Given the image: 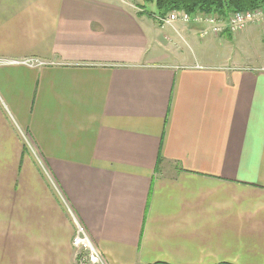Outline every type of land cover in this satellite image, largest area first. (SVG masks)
Segmentation results:
<instances>
[{
  "label": "crops",
  "instance_id": "0c3cea01",
  "mask_svg": "<svg viewBox=\"0 0 264 264\" xmlns=\"http://www.w3.org/2000/svg\"><path fill=\"white\" fill-rule=\"evenodd\" d=\"M142 1L0 0V264H264V23Z\"/></svg>",
  "mask_w": 264,
  "mask_h": 264
},
{
  "label": "built area",
  "instance_id": "2783aa9c",
  "mask_svg": "<svg viewBox=\"0 0 264 264\" xmlns=\"http://www.w3.org/2000/svg\"><path fill=\"white\" fill-rule=\"evenodd\" d=\"M202 13L198 14L199 16L192 15L190 17L186 12L184 11H174L170 12L165 17L156 16V20L160 24H171L173 22L182 20L184 22L189 21H195L199 23H203L205 25H211L213 24V32L214 34H220L223 30L228 31L230 34H237L238 32L243 31L247 25L250 23L253 24H261L264 23V9H257L253 11H247V12H239L233 14L232 19H228V17L219 16L217 19L215 17H212L213 14H204V18L201 16ZM203 15V14H202ZM196 16V17H195ZM201 16V18H200ZM225 23L226 27L224 29L220 28L219 26H216L214 24H220ZM208 31L203 33L206 35ZM0 65H26L40 68L47 66L48 63L41 61L39 59H27L22 61L17 60H4L0 59ZM25 141H27V138L24 137ZM29 149L33 152V147L30 142H26ZM51 180V183L56 187L54 180L49 177ZM60 196V190L57 189ZM70 211L74 225H75V234L72 241V246L75 249L77 256H78V264H109L107 259L105 258L104 254L100 251L98 246L96 245L95 241L92 237H90V233L86 229V227L83 225V223L76 217V215L73 213V211L68 208Z\"/></svg>",
  "mask_w": 264,
  "mask_h": 264
},
{
  "label": "trees",
  "instance_id": "16d2710c",
  "mask_svg": "<svg viewBox=\"0 0 264 264\" xmlns=\"http://www.w3.org/2000/svg\"><path fill=\"white\" fill-rule=\"evenodd\" d=\"M142 2L155 4L154 16L161 17L174 11H184L191 15L202 12L227 17L230 13L264 9V0H143Z\"/></svg>",
  "mask_w": 264,
  "mask_h": 264
},
{
  "label": "rangeland",
  "instance_id": "374dc122",
  "mask_svg": "<svg viewBox=\"0 0 264 264\" xmlns=\"http://www.w3.org/2000/svg\"><path fill=\"white\" fill-rule=\"evenodd\" d=\"M143 9L146 11V12H148V13H150V12H156V8H155V5L152 3V4H145V6L143 7ZM200 13H202V12H197V13H195V14H192V15H196V16H199L198 14H200ZM188 14V13H187ZM203 14V15H202ZM201 14V16L204 18V14H206V13H202ZM233 14H235V13H230L227 17H228V19H232L233 18ZM190 17H192V15L191 14H188ZM195 16V17H196ZM201 16H200V18H201ZM212 17H215L216 19L219 17L217 14H213V16ZM250 24H253V23H250ZM249 24V25H250ZM261 24H263V23H261ZM248 26V25H247ZM231 35H233V34H231ZM244 49H245V51H246V55H248V53L250 52V50L248 49V47H244ZM259 53L261 54V51H259ZM263 57H264V55H263ZM22 137H23V145H25V146H27V143L26 142H31L32 140H31V138L29 137V135H22ZM24 137H26L27 138V141H25V139H24ZM28 147V146H27ZM29 148V147H28ZM33 153L32 154H37V156L39 157V161L41 162V161H44V159L42 158V157H40L39 156V153H36L37 152V150H36V148L35 147H33Z\"/></svg>",
  "mask_w": 264,
  "mask_h": 264
}]
</instances>
